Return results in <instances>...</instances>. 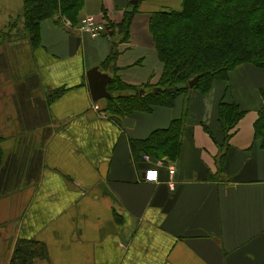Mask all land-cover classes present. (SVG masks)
I'll use <instances>...</instances> for the list:
<instances>
[{
    "label": "crops",
    "instance_id": "1",
    "mask_svg": "<svg viewBox=\"0 0 264 264\" xmlns=\"http://www.w3.org/2000/svg\"><path fill=\"white\" fill-rule=\"evenodd\" d=\"M128 2L81 0L75 23L44 17L31 43L21 1L0 0L9 8L0 31L17 14L15 35L0 38V264L19 241L43 245L46 257L32 264H264V148L254 129L264 67L236 65L208 90L190 87L148 111L94 103L86 77L94 66L110 76L119 68L129 83L158 77L146 14L179 10L182 0H141L128 46L143 54L125 60L118 46L111 68L117 33L103 24L121 21ZM86 17L94 32L79 29ZM222 101L243 112L225 146ZM181 117L175 157L133 145ZM149 168L157 181L143 179Z\"/></svg>",
    "mask_w": 264,
    "mask_h": 264
},
{
    "label": "trees",
    "instance_id": "2",
    "mask_svg": "<svg viewBox=\"0 0 264 264\" xmlns=\"http://www.w3.org/2000/svg\"><path fill=\"white\" fill-rule=\"evenodd\" d=\"M140 1L131 4L133 12L128 8L123 11L119 26L122 31V25H126L123 33L125 37H128L134 10ZM80 2L81 0H22V28L29 37L35 27L34 43H37L40 19L50 17L52 8L57 5L61 12L65 11L60 13L64 15L61 17L75 23V18L67 16L78 8ZM15 26L14 18L10 17L0 31V38L15 35ZM147 26L161 71L155 80L149 79L141 85L125 84L111 75L112 79L106 86L111 97L107 101L108 108H113L116 113L136 109L148 111L151 105L171 106L179 93L190 88L185 86L176 90L175 86L186 85L195 75L199 78L192 88L206 91L214 80H225L228 71L236 65L250 63L264 67V0H182L179 10L161 9L151 12ZM114 52L113 50L107 62L115 57ZM115 84L136 87L135 94L115 95L111 89ZM154 87H158L159 92L154 93ZM261 95L264 100V91ZM242 114L235 103L220 102L218 117L224 132L223 146L230 136L228 131ZM254 129L255 138L261 140V147L264 148V106L258 111ZM182 130L181 117L172 120L167 128L153 131L147 139L132 143L140 144L153 157H157L153 155L154 152H159L160 156L166 154L173 158L178 154ZM36 257H46L43 245L19 241L14 247L9 264H32Z\"/></svg>",
    "mask_w": 264,
    "mask_h": 264
},
{
    "label": "rangeland",
    "instance_id": "3",
    "mask_svg": "<svg viewBox=\"0 0 264 264\" xmlns=\"http://www.w3.org/2000/svg\"><path fill=\"white\" fill-rule=\"evenodd\" d=\"M21 1V4H22V0H20ZM138 3V2H137ZM21 4H19L18 3V5H21ZM139 5V4H138ZM22 7V6H21ZM128 8V9H127ZM125 9H127V10H130L131 12H133L131 9H133V5H131V3H127V6L125 7ZM124 9V10H125ZM165 9H170V8H165ZM181 9V8H180ZM15 10H17V3H16V9ZM124 10H122V11H124ZM5 11H9V8L7 7V5L6 4H4V3H0V14L2 13V12H5ZM63 12H65V11H63ZM63 12H61V10H60V8H58V6L57 5H55L54 6V8H52V15H51V17H53V16H56V15H58L59 14V17H61V16H64V15H61L60 13H63ZM152 12H154V11H152ZM137 13H139V11H138V6H137V8L134 10V15H137ZM151 12H149L148 14H146V16H149V14H150ZM21 14V16H22V12L20 13ZM13 16H11V15H9V17H8V19H7V21L5 22V24H7V22H8V20H9V18L10 17H14V20H15V18L17 17V14H15V12L12 14ZM67 17H69V18H71L70 16H67ZM122 17H123V13H122ZM134 18V17H133ZM61 19V18H60ZM62 19H66V18H62ZM67 20V19H66ZM122 20V19H121ZM133 21H134V19H132V21H131V24H133ZM121 21H115V20H108V21H106L103 25L104 26H108L109 27V29L113 32V30L117 33V35H116V39H115V42L113 43L114 45H113V50L115 51L114 53H115V57L113 58V59H111V60H109V62H107V64H110V67L112 68V67H115V64H116V60L118 59V57H119V55H120V53L122 52L121 50H119V48L120 49H124V51L123 52H127L124 56H123V58L126 60V59H128L129 57H137V56H141L142 54H143V52H141V53H133V52H130L131 50H130V46H128V43H129V40H130V29L132 28V26H130L129 27V34H128V37L126 36L125 37V34L123 35V33H125V26L126 25H122V31L120 30V23ZM4 24V25H5ZM3 25V26H4ZM3 28V27H2ZM35 28V27H34ZM34 28H32V30H31V35H29V37H28V39L30 40V42L31 43H34L35 41V36H34V34H36V32H35V29ZM27 37V36H26ZM30 37L32 38V39H30ZM118 46H119V48H118ZM141 59L142 58H139V59H137V60H134V62L131 64L133 67H137V66H141L140 65V63L142 62L141 61ZM138 68V67H137ZM142 68V67H141ZM115 69V71H114V73H113V75L114 76H116V77H118L122 82H124L125 84H130V85H141V84H144L145 82H143V83H140V84H135V83H129V82H125V81H123L122 79H121V72H120V69L119 68H114ZM139 70H141L140 68H139ZM144 72H145V69L143 68V74H144ZM135 88L136 87H123V86H121V85H113L112 86V90H113V94H115V95H134L135 94ZM119 91H122V92H119ZM153 155H155V156H157V157H159L160 156V153L159 152H154L153 153Z\"/></svg>",
    "mask_w": 264,
    "mask_h": 264
},
{
    "label": "water",
    "instance_id": "4",
    "mask_svg": "<svg viewBox=\"0 0 264 264\" xmlns=\"http://www.w3.org/2000/svg\"><path fill=\"white\" fill-rule=\"evenodd\" d=\"M131 4H136L137 0H129ZM108 33H111L109 27H105ZM87 84L90 92L92 101L95 103L99 98H109L111 94L107 91L106 86L111 81L112 77L103 72L99 66H94L86 72ZM199 76L195 75L190 80L187 81L186 85L179 84L175 86V89H179L185 86L193 87L197 84ZM142 92V90H140ZM154 93L159 92L158 87H154Z\"/></svg>",
    "mask_w": 264,
    "mask_h": 264
},
{
    "label": "built area",
    "instance_id": "5",
    "mask_svg": "<svg viewBox=\"0 0 264 264\" xmlns=\"http://www.w3.org/2000/svg\"><path fill=\"white\" fill-rule=\"evenodd\" d=\"M65 24L68 26V25H70V22H69V20H66L65 19ZM79 29L80 30H84V31H92V32H94L95 31V29H97V27L95 26V24H94V22H93V19L92 18H90V17H86V18H83L81 21H80V23H79ZM149 169H156V168H149ZM149 169H147V170H145V172H144V180L145 181H149V182H154V181H150V180H148L147 178H146V174H147V171L149 170ZM157 170V169H156ZM168 172H169V174H173V172H174V168L172 167V166H169V168H168ZM158 180V177H157V179L155 180V181H157Z\"/></svg>",
    "mask_w": 264,
    "mask_h": 264
},
{
    "label": "clouds",
    "instance_id": "6",
    "mask_svg": "<svg viewBox=\"0 0 264 264\" xmlns=\"http://www.w3.org/2000/svg\"><path fill=\"white\" fill-rule=\"evenodd\" d=\"M158 177V172L156 169H149L146 174V178L150 181H155Z\"/></svg>",
    "mask_w": 264,
    "mask_h": 264
}]
</instances>
